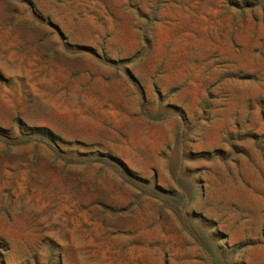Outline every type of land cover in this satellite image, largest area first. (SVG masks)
Instances as JSON below:
<instances>
[{"label": "rangeland", "instance_id": "1", "mask_svg": "<svg viewBox=\"0 0 264 264\" xmlns=\"http://www.w3.org/2000/svg\"><path fill=\"white\" fill-rule=\"evenodd\" d=\"M0 264H264V0H0Z\"/></svg>", "mask_w": 264, "mask_h": 264}]
</instances>
